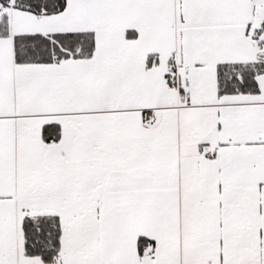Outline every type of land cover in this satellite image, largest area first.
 I'll list each match as a JSON object with an SVG mask.
<instances>
[{"label": "snow or ice", "instance_id": "snow-or-ice-1", "mask_svg": "<svg viewBox=\"0 0 264 264\" xmlns=\"http://www.w3.org/2000/svg\"><path fill=\"white\" fill-rule=\"evenodd\" d=\"M0 264H264V0H0Z\"/></svg>", "mask_w": 264, "mask_h": 264}]
</instances>
